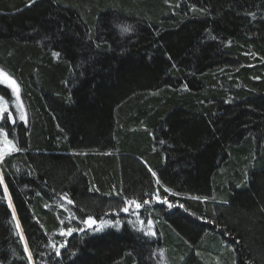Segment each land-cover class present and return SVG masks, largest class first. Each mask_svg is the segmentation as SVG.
<instances>
[{
	"label": "trees",
	"instance_id": "1",
	"mask_svg": "<svg viewBox=\"0 0 264 264\" xmlns=\"http://www.w3.org/2000/svg\"><path fill=\"white\" fill-rule=\"evenodd\" d=\"M0 72V264H264V0H0Z\"/></svg>",
	"mask_w": 264,
	"mask_h": 264
},
{
	"label": "rangeland",
	"instance_id": "2",
	"mask_svg": "<svg viewBox=\"0 0 264 264\" xmlns=\"http://www.w3.org/2000/svg\"><path fill=\"white\" fill-rule=\"evenodd\" d=\"M0 83L5 84L8 86V88L11 89L12 93H13V100H12V106L11 108L14 111V114L17 116V118L21 119V106L20 103L17 99V91H16V87L14 85V82L11 81L9 78H7V76H5L4 74H2L0 72ZM9 107V105L7 104V102L5 101V99H3L2 97H0V119L2 117V114L5 110H7ZM12 119V117H11ZM14 149L13 144L8 141L5 136L3 134L0 133V154H5L9 151H12ZM210 249L213 250H217L219 247H217V245L215 243H210L209 245Z\"/></svg>",
	"mask_w": 264,
	"mask_h": 264
}]
</instances>
